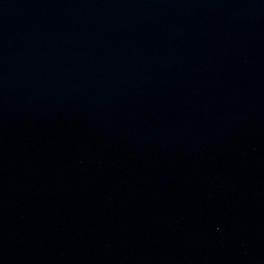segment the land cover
Returning a JSON list of instances; mask_svg holds the SVG:
<instances>
[{
    "label": "water",
    "instance_id": "1",
    "mask_svg": "<svg viewBox=\"0 0 264 264\" xmlns=\"http://www.w3.org/2000/svg\"><path fill=\"white\" fill-rule=\"evenodd\" d=\"M0 264H264V0H0Z\"/></svg>",
    "mask_w": 264,
    "mask_h": 264
}]
</instances>
